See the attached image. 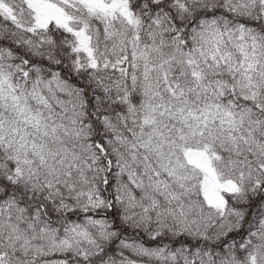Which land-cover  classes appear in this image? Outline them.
Listing matches in <instances>:
<instances>
[{
    "label": "snow or ice",
    "instance_id": "obj_1",
    "mask_svg": "<svg viewBox=\"0 0 264 264\" xmlns=\"http://www.w3.org/2000/svg\"><path fill=\"white\" fill-rule=\"evenodd\" d=\"M0 264H264V0H0Z\"/></svg>",
    "mask_w": 264,
    "mask_h": 264
}]
</instances>
